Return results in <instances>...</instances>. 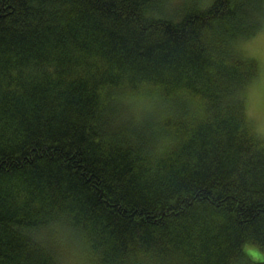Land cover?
I'll list each match as a JSON object with an SVG mask.
<instances>
[{
	"label": "trees",
	"instance_id": "trees-1",
	"mask_svg": "<svg viewBox=\"0 0 264 264\" xmlns=\"http://www.w3.org/2000/svg\"><path fill=\"white\" fill-rule=\"evenodd\" d=\"M168 8L0 0V264H62L78 240L85 264H264V138L240 96L256 61L238 45L264 0Z\"/></svg>",
	"mask_w": 264,
	"mask_h": 264
},
{
	"label": "rangeland",
	"instance_id": "rangeland-1",
	"mask_svg": "<svg viewBox=\"0 0 264 264\" xmlns=\"http://www.w3.org/2000/svg\"><path fill=\"white\" fill-rule=\"evenodd\" d=\"M208 1L209 0H168V11L172 10L177 12L178 10L189 8L192 5H204L205 3H208ZM256 31L258 32L248 38H245V41L244 39H241L238 42L239 50L243 54L254 57V60L256 61V74L252 77L250 82L245 85L246 87L242 89L240 96L243 95L242 104L244 103L243 107L247 118H249L251 123L254 124V128L256 129L258 135L261 138H264V134L261 133V129L264 128V23L262 27H259ZM240 96H238V99ZM132 100L131 107L136 116H140L138 114L143 111L154 113L158 108L157 99L155 98L136 97L132 98ZM143 116H148V114H144ZM53 230L58 232V229ZM245 251L251 254L253 260L258 261L257 259L259 258L260 251L257 246L246 245ZM69 252L73 255L74 259H66L67 254L66 251L63 250V260L59 258L62 264L86 263L87 255L83 256L78 249L71 246L69 248ZM84 258L85 261H82ZM88 259L90 261V255Z\"/></svg>",
	"mask_w": 264,
	"mask_h": 264
},
{
	"label": "bare ground",
	"instance_id": "bare-ground-1",
	"mask_svg": "<svg viewBox=\"0 0 264 264\" xmlns=\"http://www.w3.org/2000/svg\"><path fill=\"white\" fill-rule=\"evenodd\" d=\"M144 114H148V116H153V115H154V113H152V112H148V111H143V112L139 113L138 115L143 116ZM72 247H74V248H76V249L83 248V246H82L78 241H76V242L73 244Z\"/></svg>",
	"mask_w": 264,
	"mask_h": 264
},
{
	"label": "snow or ice",
	"instance_id": "snow-or-ice-1",
	"mask_svg": "<svg viewBox=\"0 0 264 264\" xmlns=\"http://www.w3.org/2000/svg\"><path fill=\"white\" fill-rule=\"evenodd\" d=\"M253 23H264V17H261V19L258 21H253ZM132 86L135 87L136 85ZM261 133L264 134V128L261 129Z\"/></svg>",
	"mask_w": 264,
	"mask_h": 264
}]
</instances>
